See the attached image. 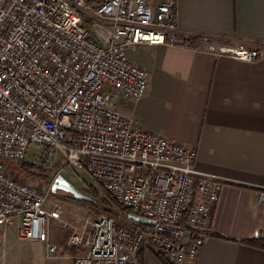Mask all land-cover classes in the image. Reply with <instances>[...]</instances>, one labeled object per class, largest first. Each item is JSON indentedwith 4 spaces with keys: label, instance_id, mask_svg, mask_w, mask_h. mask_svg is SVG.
I'll list each match as a JSON object with an SVG mask.
<instances>
[{
    "label": "built area",
    "instance_id": "built-area-1",
    "mask_svg": "<svg viewBox=\"0 0 264 264\" xmlns=\"http://www.w3.org/2000/svg\"><path fill=\"white\" fill-rule=\"evenodd\" d=\"M176 9L177 0H0V228L19 223L23 240L57 255L46 208L56 177L46 192L7 165L20 169L37 147L40 160L60 158V172L87 173L121 207L156 222L130 229L99 217L91 234L70 236L74 264H142L148 247L170 264L197 263L222 182L197 170L196 150L115 110L116 97L138 101L148 91L150 73L129 57L131 47L190 45ZM209 51L264 59V48Z\"/></svg>",
    "mask_w": 264,
    "mask_h": 264
},
{
    "label": "crops",
    "instance_id": "crops-1",
    "mask_svg": "<svg viewBox=\"0 0 264 264\" xmlns=\"http://www.w3.org/2000/svg\"><path fill=\"white\" fill-rule=\"evenodd\" d=\"M176 11L190 45L131 47L129 57L150 73L148 91L138 101L116 97L115 110L135 128L196 150L197 170L222 182L196 264H264V248L253 244L264 242V59L209 51L263 49L264 0H177ZM19 230V223L0 228V264H74L79 250L62 245L57 231L49 229L58 251L47 259L46 245L23 240ZM141 257L165 264L149 247Z\"/></svg>",
    "mask_w": 264,
    "mask_h": 264
},
{
    "label": "rangeland",
    "instance_id": "rangeland-1",
    "mask_svg": "<svg viewBox=\"0 0 264 264\" xmlns=\"http://www.w3.org/2000/svg\"><path fill=\"white\" fill-rule=\"evenodd\" d=\"M38 153H39V148L32 147L28 155L27 163L34 164L38 168L37 174L41 175V177L29 176V177H24V180L26 181L30 180V182L39 184L41 190L47 192L50 189L52 181L55 179V177L57 178V176L60 174L71 184H73L83 194L94 199L100 207L98 208V210H93L87 204L79 203L72 200L71 198H68L67 196L64 195V192L58 191L57 194H52V188H51L50 189L51 192L48 202L46 204V208L50 213H53L54 216L50 221L49 229H50V233L57 231L56 232L57 236L61 239V244L63 243L62 245L65 244L67 245L70 236L74 233L85 232L87 235L91 234L93 232L94 222L101 216H109L112 219H114L118 225L130 229L133 228V224L131 223V221L124 219L123 218L124 216L111 215L103 211L102 208L107 207L105 201H106V195L108 194L99 185H97L87 173L81 174V179L84 180L83 182L71 169H68L64 172H60L63 166L61 164L60 158H58L53 162L46 161L45 159L40 160V158L37 156ZM7 165L11 167V170L14 172H17L18 170L21 172L20 169L15 168L12 162L7 161ZM89 189L95 191L98 194V197H92L88 195ZM117 205L120 208L124 209L119 204ZM8 246H9L8 248L9 253L16 254L17 251L16 249L18 246L16 245L12 246L11 242L8 243ZM1 249L2 248H0V255H1ZM46 258L48 259L47 248H46Z\"/></svg>",
    "mask_w": 264,
    "mask_h": 264
},
{
    "label": "trees",
    "instance_id": "trees-1",
    "mask_svg": "<svg viewBox=\"0 0 264 264\" xmlns=\"http://www.w3.org/2000/svg\"><path fill=\"white\" fill-rule=\"evenodd\" d=\"M20 170H21V174L23 175V177H29V176H33V177L40 176L41 177V175L37 174L38 168L34 164L25 163L20 168ZM88 192H89L88 195H90L92 197H98V194L95 191H92V189H89ZM64 195L67 196L68 198H71L72 200H74L76 202L89 205L93 210H98V208H100L98 203L94 199H93L94 201H92V202H84V201H77L71 195H68V194H65V193H64ZM105 202L107 204V207L106 208H102L105 213H109L111 215H116V216L117 215H122V216H124L123 218L126 219V220H129V218H128L129 215L134 214V212L132 210H130V209H122V208H120L116 204V202L108 195H106V201ZM186 220H187V217L185 218V221ZM131 223L133 224V228H136V229L144 227V226L138 225V224H136V223H134L132 221H131ZM253 244L255 246L264 248V242H262V241H254ZM139 258H140V261L142 262L143 261V257H141V254H140ZM158 258L160 260H162L165 264H170L169 262H167L165 260L164 255L158 253Z\"/></svg>",
    "mask_w": 264,
    "mask_h": 264
},
{
    "label": "water",
    "instance_id": "water-1",
    "mask_svg": "<svg viewBox=\"0 0 264 264\" xmlns=\"http://www.w3.org/2000/svg\"><path fill=\"white\" fill-rule=\"evenodd\" d=\"M58 191L64 192L65 194L71 195L77 201L92 202L94 201L91 197L86 196L79 191L73 184L66 180L62 175H59L53 186L52 194H57ZM129 220L142 226H155L156 222L151 220L143 219L135 214L129 215Z\"/></svg>",
    "mask_w": 264,
    "mask_h": 264
}]
</instances>
